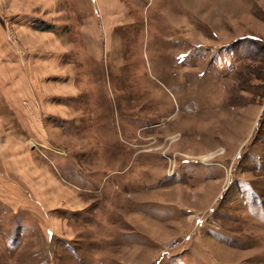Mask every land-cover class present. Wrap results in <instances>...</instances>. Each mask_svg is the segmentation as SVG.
Instances as JSON below:
<instances>
[{
    "label": "rangeland",
    "instance_id": "1",
    "mask_svg": "<svg viewBox=\"0 0 264 264\" xmlns=\"http://www.w3.org/2000/svg\"><path fill=\"white\" fill-rule=\"evenodd\" d=\"M0 264H264V0H0Z\"/></svg>",
    "mask_w": 264,
    "mask_h": 264
}]
</instances>
